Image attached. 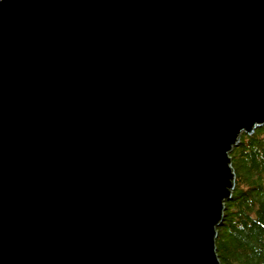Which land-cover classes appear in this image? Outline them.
Wrapping results in <instances>:
<instances>
[{
    "label": "water",
    "instance_id": "water-1",
    "mask_svg": "<svg viewBox=\"0 0 264 264\" xmlns=\"http://www.w3.org/2000/svg\"><path fill=\"white\" fill-rule=\"evenodd\" d=\"M263 125L264 0H0V264H220Z\"/></svg>",
    "mask_w": 264,
    "mask_h": 264
},
{
    "label": "trees",
    "instance_id": "trees-1",
    "mask_svg": "<svg viewBox=\"0 0 264 264\" xmlns=\"http://www.w3.org/2000/svg\"><path fill=\"white\" fill-rule=\"evenodd\" d=\"M231 197L217 227L220 264H264V125L242 134L230 153Z\"/></svg>",
    "mask_w": 264,
    "mask_h": 264
}]
</instances>
